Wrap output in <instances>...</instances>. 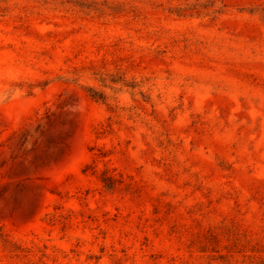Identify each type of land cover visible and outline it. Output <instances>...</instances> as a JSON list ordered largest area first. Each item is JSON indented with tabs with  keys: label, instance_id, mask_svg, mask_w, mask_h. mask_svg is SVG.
Here are the masks:
<instances>
[{
	"label": "rangeland",
	"instance_id": "obj_1",
	"mask_svg": "<svg viewBox=\"0 0 264 264\" xmlns=\"http://www.w3.org/2000/svg\"><path fill=\"white\" fill-rule=\"evenodd\" d=\"M0 264H264V0H0Z\"/></svg>",
	"mask_w": 264,
	"mask_h": 264
}]
</instances>
